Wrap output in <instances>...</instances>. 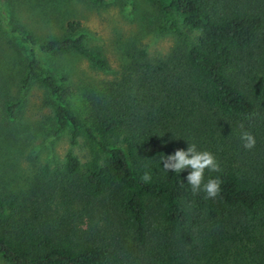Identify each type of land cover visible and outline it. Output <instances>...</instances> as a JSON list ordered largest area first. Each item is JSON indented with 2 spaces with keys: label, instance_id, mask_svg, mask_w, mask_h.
<instances>
[{
  "label": "trees",
  "instance_id": "obj_1",
  "mask_svg": "<svg viewBox=\"0 0 264 264\" xmlns=\"http://www.w3.org/2000/svg\"><path fill=\"white\" fill-rule=\"evenodd\" d=\"M3 1L0 30L22 53L19 89L41 87L52 135L67 130L86 155L68 150L21 187L0 165V260L264 264V0H153L173 17L158 33L170 31L182 45L159 58L136 48L111 78L83 84L88 123L70 105L67 77L45 59L73 53L105 74L106 55L86 45L78 21L38 40L12 22ZM23 106L21 97L0 95V151L16 143L4 125ZM242 130L255 138L250 149L239 141ZM183 139L215 156L220 171L204 174L220 180L215 197L182 185L183 172L161 168L160 158L185 147Z\"/></svg>",
  "mask_w": 264,
  "mask_h": 264
},
{
  "label": "rangeland",
  "instance_id": "obj_2",
  "mask_svg": "<svg viewBox=\"0 0 264 264\" xmlns=\"http://www.w3.org/2000/svg\"><path fill=\"white\" fill-rule=\"evenodd\" d=\"M2 3L12 22L24 25L38 40L60 35L68 21H78L86 45L99 48L106 55L110 72L105 74L73 53L45 59L49 70H55L58 77H67L63 84L71 86L70 105L87 123L88 110L79 95L83 84L111 78L136 48L143 47L149 57L159 58L182 45L172 32L158 33V26L166 25L173 17L162 14L153 0H105L98 4L89 0H5ZM18 47L11 36L0 30V95L21 97L24 102L19 118L4 125L10 141L13 137L17 139L15 144L7 142L8 147H2L0 165L9 166L10 176L21 187L42 165L51 167L62 161L68 150L82 160L86 151L80 144H70L67 130L52 135L50 110L42 105L45 91L41 87L33 84L24 92L19 89L15 76L22 53ZM0 264L5 263L0 260Z\"/></svg>",
  "mask_w": 264,
  "mask_h": 264
},
{
  "label": "clouds",
  "instance_id": "obj_3",
  "mask_svg": "<svg viewBox=\"0 0 264 264\" xmlns=\"http://www.w3.org/2000/svg\"><path fill=\"white\" fill-rule=\"evenodd\" d=\"M185 147L174 148L173 151L160 158V166L166 172L184 173L181 184L189 186L195 193L203 191L207 197H215L220 190L218 177L204 179L205 170L219 172L220 167L215 156L208 150L198 148L195 142L185 140ZM239 141L243 148L250 149L255 145V138L251 132L242 130L239 133ZM142 179L148 181L150 176L146 173Z\"/></svg>",
  "mask_w": 264,
  "mask_h": 264
}]
</instances>
